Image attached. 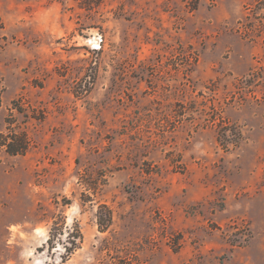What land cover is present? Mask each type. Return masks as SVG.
<instances>
[{"label":"rangeland","instance_id":"obj_1","mask_svg":"<svg viewBox=\"0 0 264 264\" xmlns=\"http://www.w3.org/2000/svg\"><path fill=\"white\" fill-rule=\"evenodd\" d=\"M7 126L0 264H264V0H0Z\"/></svg>","mask_w":264,"mask_h":264},{"label":"trees","instance_id":"obj_2","mask_svg":"<svg viewBox=\"0 0 264 264\" xmlns=\"http://www.w3.org/2000/svg\"><path fill=\"white\" fill-rule=\"evenodd\" d=\"M28 141L23 134H17L10 127H6L5 132H0V147H4L5 151L10 155L23 154L27 148ZM100 209L105 210L103 214L98 213L99 227L104 228L111 220L110 211L105 205H101Z\"/></svg>","mask_w":264,"mask_h":264},{"label":"bare ground","instance_id":"obj_3","mask_svg":"<svg viewBox=\"0 0 264 264\" xmlns=\"http://www.w3.org/2000/svg\"><path fill=\"white\" fill-rule=\"evenodd\" d=\"M94 44H95L96 46H99V41L97 40Z\"/></svg>","mask_w":264,"mask_h":264},{"label":"water","instance_id":"obj_4","mask_svg":"<svg viewBox=\"0 0 264 264\" xmlns=\"http://www.w3.org/2000/svg\"><path fill=\"white\" fill-rule=\"evenodd\" d=\"M94 41L96 42V41H97V39H96V38H94Z\"/></svg>","mask_w":264,"mask_h":264}]
</instances>
